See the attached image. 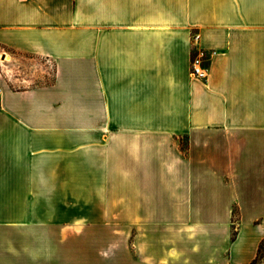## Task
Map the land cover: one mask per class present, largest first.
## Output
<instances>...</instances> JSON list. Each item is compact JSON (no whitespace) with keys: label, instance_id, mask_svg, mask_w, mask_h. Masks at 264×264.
Instances as JSON below:
<instances>
[{"label":"crops","instance_id":"obj_1","mask_svg":"<svg viewBox=\"0 0 264 264\" xmlns=\"http://www.w3.org/2000/svg\"><path fill=\"white\" fill-rule=\"evenodd\" d=\"M0 54V264L255 260L264 0H0Z\"/></svg>","mask_w":264,"mask_h":264},{"label":"built area","instance_id":"obj_2","mask_svg":"<svg viewBox=\"0 0 264 264\" xmlns=\"http://www.w3.org/2000/svg\"><path fill=\"white\" fill-rule=\"evenodd\" d=\"M193 41L197 42L198 36H195L193 38ZM43 63L46 64L48 67L50 66V62L47 59L43 60ZM206 72L207 70L204 67L203 61L201 60L200 56L193 57L190 64V73L199 80H205Z\"/></svg>","mask_w":264,"mask_h":264},{"label":"rangeland","instance_id":"obj_3","mask_svg":"<svg viewBox=\"0 0 264 264\" xmlns=\"http://www.w3.org/2000/svg\"><path fill=\"white\" fill-rule=\"evenodd\" d=\"M1 62V61H0ZM11 72H14L13 70H14V68H11ZM18 73H17V75L18 76H23L24 77V75H26V73H27V70H16ZM23 71V72H22ZM11 74V73H10ZM23 84V83H22ZM25 84H23V85H18L17 84V86H24ZM10 209H12V208H9V210ZM31 209L32 208H24V213H29L30 211H31ZM44 209H47V208H41L40 209V211H43ZM56 209V208H55ZM124 225V226H123ZM121 227H122V229H126V227H125V225L126 224H123ZM259 264H264V248H263V251L261 252V254H260V258H259Z\"/></svg>","mask_w":264,"mask_h":264},{"label":"trees","instance_id":"obj_4","mask_svg":"<svg viewBox=\"0 0 264 264\" xmlns=\"http://www.w3.org/2000/svg\"><path fill=\"white\" fill-rule=\"evenodd\" d=\"M264 248V240L261 242L259 248H258V252H257V256L255 258V260L253 262H251L250 264H259V258H260V254L263 251Z\"/></svg>","mask_w":264,"mask_h":264},{"label":"bare ground","instance_id":"obj_5","mask_svg":"<svg viewBox=\"0 0 264 264\" xmlns=\"http://www.w3.org/2000/svg\"><path fill=\"white\" fill-rule=\"evenodd\" d=\"M2 56H3V55L0 54V61H1V62H3V63H9V64H12V65L14 64L11 58H9L8 56H5V55H4V58H3ZM2 58H3V59H2ZM12 67H13V66H12ZM12 67H11V68H12ZM9 71L11 72L12 70L10 69ZM6 72H7V71H6ZM7 73H8V72H7Z\"/></svg>","mask_w":264,"mask_h":264}]
</instances>
